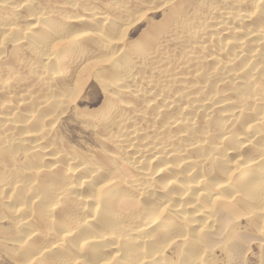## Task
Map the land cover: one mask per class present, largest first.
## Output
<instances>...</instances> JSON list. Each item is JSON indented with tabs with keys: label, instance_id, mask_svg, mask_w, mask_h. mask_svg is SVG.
Wrapping results in <instances>:
<instances>
[{
	"label": "bare ground",
	"instance_id": "obj_1",
	"mask_svg": "<svg viewBox=\"0 0 264 264\" xmlns=\"http://www.w3.org/2000/svg\"><path fill=\"white\" fill-rule=\"evenodd\" d=\"M0 224L9 264L264 256V0H0Z\"/></svg>",
	"mask_w": 264,
	"mask_h": 264
},
{
	"label": "rangeland",
	"instance_id": "obj_2",
	"mask_svg": "<svg viewBox=\"0 0 264 264\" xmlns=\"http://www.w3.org/2000/svg\"><path fill=\"white\" fill-rule=\"evenodd\" d=\"M161 14H158V16L156 17V19H159L161 16ZM146 27V23L143 24V26H141L140 30L141 29H144ZM140 30L138 32H140ZM138 32H136L134 35H133V38L137 37V35L139 34ZM92 88V89H91ZM95 89H98V90H95ZM91 91V92H90ZM95 94H94V92ZM89 94V95H88ZM91 94V95H90ZM98 94H100V90L99 88L96 86V85H93L91 86L88 91L86 92V96H84L86 99L85 102L82 104V107H85V106H90L91 108L93 107H98L100 104L97 103L95 105H88L87 103V99L88 97H92V96H97ZM88 96V97H87ZM99 96V95H98ZM97 96V97H98ZM87 103V104H86ZM65 122H62L61 124V129L63 130V135L67 138V139H70V142H72L74 145L78 146V148H82V149H86V147H90L91 145H95L94 144V141L92 139V137H90L88 135V133H86L84 131V129L81 127V125L75 121V119H72V118H64ZM68 121V123H67ZM65 126V127H64ZM85 147H84V146ZM87 145V146H86ZM1 226V224H0ZM245 227V228H244ZM239 231L240 232H243L242 235L246 236L245 238L246 239H251V237H255L252 235V233L246 228V221L243 220L241 225H240V228H239ZM247 232V234H246ZM250 233V234H249ZM249 237V238H248ZM256 238V237H255ZM252 242L250 243H246L243 247L246 248V250L242 251L243 253H240V254H234V252H231L229 253V255L231 256H228L225 252H223L222 250H214L213 252V259L215 261V264H234L235 261H239L237 262V264L240 262H242L241 264H264V263H261V262H264V256H263V247L261 244V242L257 241V240H251ZM256 245V246H255ZM251 247V249H250ZM242 248V250L244 249ZM249 250V251H248ZM220 251V252H219ZM241 251V250H240ZM261 251V252H260ZM246 254H245V253ZM217 254V255H216ZM245 254V255H244ZM262 254V255H261ZM234 255L236 257H238V259H236L234 257ZM239 255V256H238ZM233 257V258H232ZM242 257V258H241ZM244 257V258H243ZM261 257V258H260ZM228 259V260H227ZM261 259V260H260ZM4 262H2V259L0 258V264L2 262V264H9V262H6L5 260H3ZM228 261V262H227ZM245 261V263L243 262ZM259 262V263H258Z\"/></svg>",
	"mask_w": 264,
	"mask_h": 264
}]
</instances>
